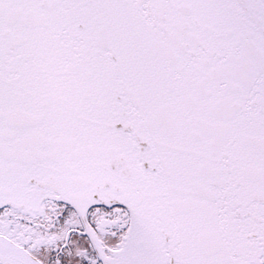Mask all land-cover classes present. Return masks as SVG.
<instances>
[{
	"label": "snow or ice",
	"instance_id": "1",
	"mask_svg": "<svg viewBox=\"0 0 264 264\" xmlns=\"http://www.w3.org/2000/svg\"><path fill=\"white\" fill-rule=\"evenodd\" d=\"M0 264H264V0H0Z\"/></svg>",
	"mask_w": 264,
	"mask_h": 264
}]
</instances>
